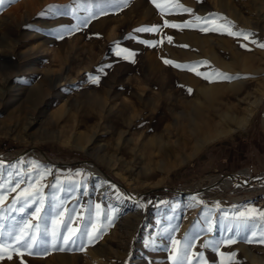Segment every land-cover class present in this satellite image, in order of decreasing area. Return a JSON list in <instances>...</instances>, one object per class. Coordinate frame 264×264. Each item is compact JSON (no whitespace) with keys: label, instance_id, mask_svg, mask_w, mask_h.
Returning a JSON list of instances; mask_svg holds the SVG:
<instances>
[{"label":"rangeland","instance_id":"rangeland-1","mask_svg":"<svg viewBox=\"0 0 264 264\" xmlns=\"http://www.w3.org/2000/svg\"><path fill=\"white\" fill-rule=\"evenodd\" d=\"M179 3L191 13L161 15L152 0H16L0 10V186L6 197L0 224L7 232L14 220L37 223L31 213L38 203L23 214L9 209L42 176L36 185H44L39 215L47 219L41 231L45 223L51 231L56 205L63 201L64 208H77L72 227L95 238L63 251L58 250L62 245H34L33 255L9 248L0 264H173L179 258L173 241L182 246L186 237L193 242L187 264H204L200 254L207 264H220V255L205 244L230 235L237 242L221 244L220 252L235 253L238 264H264V244L243 242L246 236L259 239L264 228L258 215L264 212V188H250L247 182L229 191L238 199L222 201L190 188L235 175L264 179V101H256L264 84V48L259 47L264 44V0ZM165 20L193 26L166 27ZM217 25H230L248 39L200 30ZM151 27L160 31H136ZM120 49L127 51L118 56ZM128 52L134 55L124 59ZM214 52L226 66L212 60ZM190 65L199 66L189 71ZM233 84L238 85L231 89ZM215 85L225 88V101L236 106L245 128L197 151L186 125L199 104L198 88ZM236 139L247 145L249 166L202 169L204 151ZM251 144L253 159L248 157ZM16 184V191H9ZM138 208L141 216L132 230ZM250 208L258 212L242 224L239 214ZM213 220L216 227L204 238Z\"/></svg>","mask_w":264,"mask_h":264},{"label":"snow or ice","instance_id":"snow-or-ice-1","mask_svg":"<svg viewBox=\"0 0 264 264\" xmlns=\"http://www.w3.org/2000/svg\"><path fill=\"white\" fill-rule=\"evenodd\" d=\"M16 0H0V10H3L6 4H12L15 3ZM152 2L156 5V7L160 10L161 15L165 14H174L176 10H181L186 13H191V9L185 8L182 4L179 3V0H166V4H170L171 6H166V4L158 3L157 0H152ZM201 17L197 16L195 17V20L197 23L201 21ZM224 19V18H221ZM205 24H213V20L205 19ZM86 24V22H85ZM164 26L171 27V28H183V27H192V22H188L187 24L180 25V24H174L170 23L169 21H164ZM201 31H221L223 30L228 35L231 36H243L244 39H248V36L244 33H238L233 32L231 30V26L226 25H217L215 27L206 28L201 27ZM137 32H159V27H151V28H138L136 29ZM169 43L172 41V37L167 38ZM156 46V45H151ZM186 47V46H185ZM259 47L264 48V44H260ZM117 48L119 49V45H117ZM126 49H120L117 51V55H121L122 52H126ZM134 55V53L128 52L126 56H124V59H128L129 56ZM165 64L173 65L176 68L185 69V66L177 64L171 60H165ZM199 65H190L187 66V70L194 71ZM196 75L203 76L204 79L209 80L211 77L209 74H204L199 71H196ZM216 76L222 77L225 79H231V77L225 76L223 73H215ZM98 77L96 78L98 82ZM191 92V89L188 90ZM39 166H37L38 169ZM40 179H42V176L35 178L32 182L29 183V186L25 189H23L14 200V203L12 207L9 209V211L12 212H19L23 214L25 212L26 208H29L32 204H37L38 206L35 207L31 213V218L35 219L37 223L32 224L30 223L29 219H20V220H14V226L9 231H4V226L0 224V259L3 258L4 254L7 253L8 249L11 248L13 252L16 254L23 256L24 252L26 251L29 255H33L35 253L32 252L33 246H43L47 244H51V247L53 249H57L58 245H62L63 247H59L58 250L63 251L64 247H70L75 246L77 244V241H83L85 238L88 239V242L91 243L94 237L86 233L85 231H82L79 227L73 228L72 224L74 223V217L77 214V208L74 206L72 209H66L64 208L63 201H61L59 204L56 205V214L55 217L52 218V229L49 231V228L47 224H44V227L42 228V223L44 220L47 219V216L45 218H41L39 215L41 208L44 207V200L45 196L43 194V187L44 185H40L37 187L36 185L39 184ZM19 187V184H16L15 186L11 187L9 191H16V189ZM6 197L3 195V188L0 186V205L4 203V200ZM53 199H58V197L53 196ZM19 205V207H17ZM96 207H99L97 205ZM2 211V210H0ZM67 212L68 216L65 219L64 213ZM258 212L257 209L250 208L247 209L245 212H241L239 214V219L242 224H246L249 222L252 216H254ZM259 217L264 220V212H258ZM0 219H3L2 216H0ZM110 223V221H109ZM211 231V227L208 229ZM40 236V245H37V236ZM102 230L98 232V235H102ZM239 235V233H237ZM256 232H251L250 237H256ZM51 237L49 240L48 237ZM7 237V240L5 239ZM236 239L233 238L232 235L227 237L226 239L220 241L219 243H215L213 241H209L205 244V247H213L214 250L220 255L221 261L220 264H226V261L228 264H238V262L235 260V253H229L227 256L223 252H220V245H232L236 243ZM243 242L246 243H261L264 244V228L260 230L259 239H253L249 238V236H246L243 240ZM174 245H176V252L178 255V259L176 257L173 258V264H187L188 261V254L191 252L192 247V241L188 240L186 237L183 245L181 246V241H173ZM18 245V247L16 246ZM81 251H83V247L80 248ZM45 251H47V248H45ZM11 254H8V259H11ZM199 260L203 261L204 264H207L206 261H204L203 254L199 255Z\"/></svg>","mask_w":264,"mask_h":264},{"label":"bare ground","instance_id":"bare-ground-1","mask_svg":"<svg viewBox=\"0 0 264 264\" xmlns=\"http://www.w3.org/2000/svg\"><path fill=\"white\" fill-rule=\"evenodd\" d=\"M211 58L217 64L226 66V63L224 62V59L221 54L214 52ZM227 67H229L230 69V66ZM263 81H264V76H263ZM237 85L238 84L236 85L233 84L232 86L229 87L231 89H234L235 86ZM224 89L225 88L217 85L209 88H204V87L198 88V94L201 96L199 99V104H203V106H199L198 104V106L190 114V118L188 119L189 121L187 122L186 125V130L188 134L192 138H194L196 142L197 151L200 150L206 144L211 143L216 139H219L225 135L236 132L239 129L245 128L244 122L240 120L234 112L236 106L230 102L225 101L226 99L223 96L224 94L223 91H225ZM256 101L257 104H262L264 101V84L260 88V92L256 97ZM183 141L184 143L188 142L186 139H184ZM261 180L262 183H259L258 181ZM247 182L249 183L251 182L250 188H254V186L258 184H260V188H264V179H262V177L255 178L249 181V180H245L244 177H239L236 175L233 176L232 178H226V179L224 178H220L217 180L210 179L208 183H203L190 188H192V191L196 193V195L201 196L203 198L211 197L214 200L217 199L220 201H222L224 198L226 199L228 198L229 200H234V199L236 200L238 198L232 197L229 194V191L233 189H240L243 186H245ZM199 190H201V192H199ZM137 210L138 211L134 219H131L130 229L132 230L136 228L137 223L141 216V211H140L141 209L138 208ZM200 223H203V219L200 220ZM200 223L196 226V230H198V226L201 225ZM209 226L211 227V230H214V228L216 227V221L213 220L211 224H209ZM208 234H211V231H208L207 235H205L204 238L207 237Z\"/></svg>","mask_w":264,"mask_h":264},{"label":"crops","instance_id":"crops-1","mask_svg":"<svg viewBox=\"0 0 264 264\" xmlns=\"http://www.w3.org/2000/svg\"><path fill=\"white\" fill-rule=\"evenodd\" d=\"M238 139V138H237ZM236 139V140H237ZM237 140L236 143L232 142H223L215 144L213 148L206 150L202 155V169L214 168V169H223V170H232L237 167L249 166L248 158L246 155L247 145ZM250 159L255 157L253 144H251ZM245 147V148H243ZM255 203V202H254ZM257 205H262L256 202Z\"/></svg>","mask_w":264,"mask_h":264}]
</instances>
